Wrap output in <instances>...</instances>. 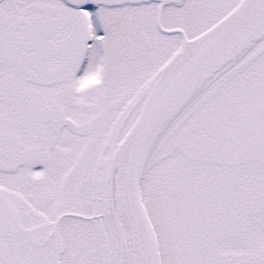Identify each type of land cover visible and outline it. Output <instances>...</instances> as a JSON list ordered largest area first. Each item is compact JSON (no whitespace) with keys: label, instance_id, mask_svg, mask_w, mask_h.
<instances>
[{"label":"snow or ice","instance_id":"6c2138e0","mask_svg":"<svg viewBox=\"0 0 264 264\" xmlns=\"http://www.w3.org/2000/svg\"><path fill=\"white\" fill-rule=\"evenodd\" d=\"M0 264H264V0H0Z\"/></svg>","mask_w":264,"mask_h":264}]
</instances>
